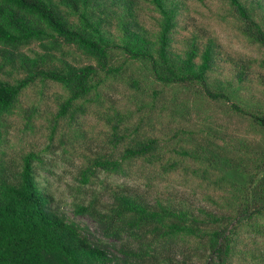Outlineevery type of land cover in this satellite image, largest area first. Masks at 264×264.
Here are the masks:
<instances>
[{"label": "trees", "instance_id": "16d2710c", "mask_svg": "<svg viewBox=\"0 0 264 264\" xmlns=\"http://www.w3.org/2000/svg\"><path fill=\"white\" fill-rule=\"evenodd\" d=\"M225 1L244 39L264 49V0ZM143 5L156 15V30L139 21ZM184 11L182 0H0V135L23 91L35 81H50L64 92L56 98L53 131L62 118L79 125L78 115L88 114V105H94L113 151L118 150L117 157L111 153L89 161L82 180L93 169L127 177L133 161L147 164L154 174L186 172L188 158L203 165L191 172L226 203L224 213L192 210L181 197L157 196L147 202L117 188L104 206L96 196L77 204L76 215L89 217L104 237L121 244L117 256L50 206L35 176L39 158L30 153L14 179L0 166V264H232L239 226L264 234L253 222L264 216V151L254 147V140L227 135L217 144L203 137L205 142L202 138L189 149L168 148L163 139L139 137L135 126L131 132L124 114L106 104L104 90L111 81L123 76L126 63H139L150 82L193 88L201 100L245 118L248 130L264 132V104H249L240 95L251 81V65L264 67V60L245 57L236 63L198 29L180 39L187 30ZM75 55L93 64L79 65ZM117 55L125 60L119 62ZM227 64L233 66L235 83L212 76ZM260 80L264 83V77ZM125 82L141 86L135 78ZM76 131L75 137L81 136ZM176 133L189 132L179 128ZM231 173L247 177L237 182ZM251 256L264 263V254Z\"/></svg>", "mask_w": 264, "mask_h": 264}, {"label": "rangeland", "instance_id": "374dc122", "mask_svg": "<svg viewBox=\"0 0 264 264\" xmlns=\"http://www.w3.org/2000/svg\"><path fill=\"white\" fill-rule=\"evenodd\" d=\"M182 1L186 8L183 18L187 21V30L181 31L180 39L189 31L198 29L201 35L214 38L236 63L242 62L245 57L264 60V49L249 43L236 28V21L225 0ZM137 15L147 29L156 30V15L147 9V5ZM176 47L180 50L181 44ZM117 57L119 62L125 60L122 55ZM74 58H77L79 65L93 64L81 56L75 55ZM126 66L123 76L112 80L104 94L108 97L106 104L112 103L117 107L124 114L130 131L133 132V127H137L139 137L163 139L168 148L178 145L189 149L203 137L220 144L227 135H243L254 140L257 150L264 151V132L248 130L245 118L227 113L221 105L201 100L193 88L162 87L154 81L150 82L146 69L139 63H126ZM232 67L227 64L220 73L212 76L222 82L228 80L235 83ZM133 71L137 77L131 74ZM251 75L248 88L242 90L240 95L249 104L263 105L264 83L260 79L264 77V67L251 65ZM128 77L140 81V88L126 84ZM63 94L62 88L50 81H35L23 91L15 114L6 119L0 135V166L6 177L14 179L21 169L22 158L30 153L35 154L39 158L34 162L36 180L48 194L50 206L85 229L93 242L120 256L121 244L104 237L95 222L87 216L76 215L74 208L77 204H86L94 196L99 206L109 204L111 190L117 188L147 202H154L157 196L170 195L181 197L192 210L203 208L215 213L226 211V203L220 193L206 186L191 172L203 165L188 158H184V163L189 167L186 172L154 174L147 164L133 161L129 165L130 175L127 177L93 169L94 174L87 181L82 180V170L89 161L111 153L117 157L118 150L116 153L113 151V145L106 136L108 128L98 118L94 105H88V114L78 115L79 125L62 118L59 119L57 131H53L56 125V98ZM207 126L210 130H207ZM179 128L189 133L177 135ZM76 130L82 133L81 136L75 137ZM170 156L176 155L171 152ZM214 174L218 176L221 173ZM231 174L237 182L245 181L247 177ZM253 222L264 229V216ZM235 243V250L231 254L232 264H264L251 256L252 253L256 256L264 254V234L243 224L237 229Z\"/></svg>", "mask_w": 264, "mask_h": 264}]
</instances>
